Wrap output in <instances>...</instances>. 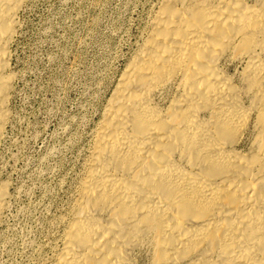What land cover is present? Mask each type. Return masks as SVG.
I'll return each mask as SVG.
<instances>
[{
  "label": "bare ground",
  "instance_id": "obj_1",
  "mask_svg": "<svg viewBox=\"0 0 264 264\" xmlns=\"http://www.w3.org/2000/svg\"><path fill=\"white\" fill-rule=\"evenodd\" d=\"M22 3L0 0V144ZM140 33L32 264H264V0H156ZM10 199L0 179V223Z\"/></svg>",
  "mask_w": 264,
  "mask_h": 264
},
{
  "label": "rangeland",
  "instance_id": "obj_2",
  "mask_svg": "<svg viewBox=\"0 0 264 264\" xmlns=\"http://www.w3.org/2000/svg\"><path fill=\"white\" fill-rule=\"evenodd\" d=\"M155 1L23 0L11 46V119L0 144V179L11 191L0 264H32L47 242L49 218L65 203L78 166L77 148Z\"/></svg>",
  "mask_w": 264,
  "mask_h": 264
}]
</instances>
